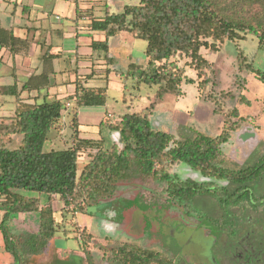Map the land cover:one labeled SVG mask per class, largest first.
Here are the masks:
<instances>
[{
  "label": "trees",
  "instance_id": "obj_1",
  "mask_svg": "<svg viewBox=\"0 0 264 264\" xmlns=\"http://www.w3.org/2000/svg\"><path fill=\"white\" fill-rule=\"evenodd\" d=\"M241 1L243 6L257 5L259 9L240 15L233 6L234 12L226 14L214 0H140L136 6H124L120 13H113L106 6L102 19L90 18V29L105 35L102 42L93 41L90 47L93 52L102 54L107 66L117 64L109 55L110 37L126 33L145 42L146 65L131 61L122 77L125 83L132 80L138 86L156 87L145 109L124 114L116 120L110 116L103 119L99 128L117 134V141L108 148L102 136L97 139L79 137L76 112L82 107H104L108 99L104 89L83 88L82 80L78 79L75 93L65 101H48L45 97L42 101L20 99L22 92L31 91L28 82L20 88L14 85L4 91L15 98V109L13 116L0 118V233L5 251L16 258L18 264L43 252L57 232H65L71 218L75 225L78 214L115 198L122 185L133 181L162 184L165 201L177 205L186 215L196 213L201 220L204 217L197 213L195 201H212L220 213L206 217V221L221 231L234 233L239 214H245L250 208H263L264 195L256 196L250 185L264 175V156L253 165L237 169L224 167L218 161L221 147L239 130L242 120L237 108L222 113L220 101L232 98L231 92L207 95L215 106L214 113H222L223 118L219 133L214 137L197 133L192 138H176L153 128L150 120L156 103L164 96L182 95V84L199 82L198 89L206 90L214 65L201 49L215 54L226 41L236 45L252 35L258 47L264 50V0ZM182 59L189 60L185 65L195 72L196 80L187 78L184 65H180ZM236 64L238 72L249 71L264 83V73L253 69L239 48ZM92 77L93 74L83 81ZM68 101L74 103L69 119L71 146L44 151L48 133L62 129L61 114ZM238 101L241 105L250 104L244 96ZM13 136L21 139L15 149H10ZM83 157L86 162L78 172V161ZM180 164L203 180H183L171 173L172 168ZM41 195L46 197L45 201ZM56 200L62 203L61 222L54 216ZM235 210L238 214L231 212ZM31 213L38 215V229L21 238L11 229V222L17 215ZM92 239L88 228L83 226L81 243H90ZM86 261L93 264L91 260ZM106 261L110 264H175L159 252L131 243L112 247Z\"/></svg>",
  "mask_w": 264,
  "mask_h": 264
},
{
  "label": "rangeland",
  "instance_id": "obj_2",
  "mask_svg": "<svg viewBox=\"0 0 264 264\" xmlns=\"http://www.w3.org/2000/svg\"><path fill=\"white\" fill-rule=\"evenodd\" d=\"M82 1L84 5H93L92 15L99 19L104 17L106 6L110 7L111 12L120 13L124 6H136L140 2V0ZM214 1L226 14L234 12L233 6H236L235 12H239L240 15H249L251 11L259 9L257 5L243 6L244 2L241 0ZM120 36L128 38V42L112 46L111 55L118 61L116 68L124 71L128 63V53L132 54V61L146 65L145 42L135 40L125 33ZM237 48L247 57V62L252 64L253 69L264 73V50L258 47L257 39L252 35H247L244 41L236 45L226 41L215 54H208L207 50L201 49L205 58L214 65L213 73L209 74L210 83L206 90L198 89L199 82L182 84V95L180 97L166 95L168 97L161 105L162 109L158 115L155 113L151 118L153 128L171 133L176 138H192L197 133L214 137L222 126V113L237 108L242 119L240 128L231 135L229 142L221 147L218 159L222 166L234 169L253 165L264 156V83L249 71L238 72ZM186 62L189 60L182 59L180 65H184L187 78L196 80L195 72L185 65ZM105 69L106 67L103 70ZM131 82L132 80H129L126 84L121 74H111L108 79H95L84 84L87 87L104 89L108 95L104 107L79 109L78 117L83 124V131L88 133L85 134L86 137L102 136L105 140V148H108L116 142V134L106 128L97 127L106 112L117 119L119 115L136 113L148 106L156 87L141 84L139 93L133 92L131 88L125 91L124 86L130 87ZM221 91L231 92L233 97L221 100L222 113L215 114V106L207 95L218 96ZM132 92L138 98L130 104L128 93ZM122 93L128 99L126 106L122 102ZM240 96H244L250 104H239ZM174 101L186 107H177L173 110ZM128 106H130L129 110ZM70 112V108L62 112V129L59 131L58 128L48 133V139L43 146L44 151L62 150L71 146ZM15 138L18 142L9 145L10 149H15L20 142V136ZM85 162L84 157L78 161V172ZM171 173L183 180H203L200 175L183 164L174 166ZM250 187L256 196L264 195V175ZM162 188L163 185L160 183L143 184L140 181L122 185L115 198L89 208L84 214H78L75 225L71 218L65 226V232L63 230L57 232L43 252L30 259L27 258L20 264H88L87 259L93 264H110L106 261L107 254L112 247L123 243H131L159 252L177 264H209L208 258L206 259V247L209 246L213 234L218 235L220 232L206 221V217H216L220 213L219 210L214 207L212 201L199 199L195 201L194 206L197 208V213H202L201 217L205 220L199 219L196 213L186 215L177 205L164 200L161 194ZM41 198L45 201L46 197L41 195ZM262 207L260 210L250 208L243 214L237 235L242 240L240 250L243 254L249 253L250 260L255 264H264V206ZM61 208L62 203L59 200L53 202L54 216L58 222L62 220ZM236 211L234 212L238 214ZM16 218L29 220L25 225L24 222H16L15 232L19 237L23 238L26 234L37 231L39 221L36 213L23 217L16 216ZM77 223L79 227H76ZM83 226L88 228L93 238L87 244L80 241V230ZM13 228L15 229V226L11 225V229ZM224 235H221V238ZM212 247L213 253L218 248L228 256L235 245L225 238L223 241L214 242ZM211 259L210 264H214V257ZM12 264H18L14 257Z\"/></svg>",
  "mask_w": 264,
  "mask_h": 264
},
{
  "label": "crops",
  "instance_id": "obj_3",
  "mask_svg": "<svg viewBox=\"0 0 264 264\" xmlns=\"http://www.w3.org/2000/svg\"><path fill=\"white\" fill-rule=\"evenodd\" d=\"M92 6L84 5L82 0H0V42H2L0 44V118L13 116L15 98L4 91L14 85L20 88L23 84L29 83L31 91L22 92L20 99L42 101L45 97L48 101L53 99L65 101V98L75 93L78 79L82 80L83 88H95L84 84L95 79H108L111 74L122 75L125 72L127 65L132 61L131 53L127 54L128 63L122 71L116 68L117 64L114 67L105 65L102 54L92 51L90 45L93 41L102 42L105 39L103 32L92 31L89 27L90 18L99 20L92 15ZM121 34L108 39L109 55L115 59L116 57L111 55L112 46L128 42V38L120 36ZM108 71L110 72L107 74ZM91 74H93L91 79L83 81ZM131 83L130 87L124 86V90L131 88L133 92L139 93L141 85H136L134 81ZM132 93H128L130 104L138 98ZM166 97L168 96L156 103L150 120L155 113L158 115ZM128 99L122 93L123 105L126 106ZM68 102L71 104L70 110L74 109L73 101ZM172 106L173 110L177 107H186L176 101ZM79 109H76L79 137L97 139L85 136L88 133L83 131V124L78 117ZM106 116L116 120L108 112L104 118ZM15 140L13 136V143L18 142ZM1 219L0 212V222ZM17 221L24 222V225L29 223L28 219L15 216L11 222V225L15 226V229H12L14 231L17 230ZM77 225L79 227V224ZM12 263L13 257L5 251L0 233V264Z\"/></svg>",
  "mask_w": 264,
  "mask_h": 264
},
{
  "label": "flooded vegetation",
  "instance_id": "obj_4",
  "mask_svg": "<svg viewBox=\"0 0 264 264\" xmlns=\"http://www.w3.org/2000/svg\"><path fill=\"white\" fill-rule=\"evenodd\" d=\"M234 212V211H231ZM235 213V212H234ZM244 215H238L237 216V222H236V231L234 233H232L231 231H221L219 230L218 232H220L218 235L213 234V237H211V241L208 247H206V259L208 258V263L210 264V261L212 260L211 258L214 257V264H255L250 260V254L246 253L243 254L242 251L240 250L241 248L239 247L241 245V238L239 236H237L239 234V230H240V224L241 221L243 219ZM226 235H224V234ZM221 235H224L225 238L229 239L230 241H232V244L235 245V247H233L234 249L229 253L228 256H226L224 254V252H222V249H218L216 250L215 253H213V247L212 244L214 242H218V241H223L225 240L224 237L221 238ZM215 255V256H214ZM225 258H227V261H225ZM177 264V263H175ZM212 264V263H211ZM259 264V263H256Z\"/></svg>",
  "mask_w": 264,
  "mask_h": 264
},
{
  "label": "built area",
  "instance_id": "obj_5",
  "mask_svg": "<svg viewBox=\"0 0 264 264\" xmlns=\"http://www.w3.org/2000/svg\"><path fill=\"white\" fill-rule=\"evenodd\" d=\"M70 107H71L70 102H66V103H65V110L68 109V108H70ZM63 112H64V111H63Z\"/></svg>",
  "mask_w": 264,
  "mask_h": 264
}]
</instances>
